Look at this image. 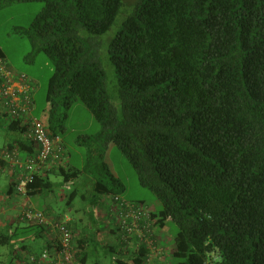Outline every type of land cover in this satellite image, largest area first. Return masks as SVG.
<instances>
[{"label":"trees","instance_id":"obj_1","mask_svg":"<svg viewBox=\"0 0 264 264\" xmlns=\"http://www.w3.org/2000/svg\"><path fill=\"white\" fill-rule=\"evenodd\" d=\"M20 1L33 0L0 6ZM39 1L44 6L26 31L33 53L47 54L55 68L35 116L61 136L80 101L102 131L85 136L80 168L70 161L38 173L27 195L52 192V172L63 177L62 186L85 174L91 189L81 197L87 211L98 213L125 189L105 160L114 145L160 202L154 230L176 226L169 264H264V0H136L130 11L126 0ZM102 51L114 72L111 84ZM0 57L10 66L1 49ZM32 99L34 110V91ZM0 128L8 133L0 149L36 154L24 120L0 112ZM78 196V189L69 194L68 207ZM68 224L86 264L78 224ZM9 228H0L6 264H31L30 239L47 235L46 227L31 221ZM124 246H108L114 264L145 263L144 245Z\"/></svg>","mask_w":264,"mask_h":264},{"label":"rangeland","instance_id":"obj_2","mask_svg":"<svg viewBox=\"0 0 264 264\" xmlns=\"http://www.w3.org/2000/svg\"><path fill=\"white\" fill-rule=\"evenodd\" d=\"M126 1L128 4L124 9L126 10L128 8V11H130L136 0ZM43 6L44 2L39 0L13 2L0 6V49L3 51L10 66L15 71L27 75L33 82L35 87L34 115H39L45 105L49 79L55 68L54 60L47 54L43 52L33 53V42L29 33L26 31L35 16L42 10ZM99 56L102 66L107 73L108 82L111 84L113 81V69L105 57L104 51ZM101 131V124L89 109L80 101L74 103L69 111L68 117L64 120V131L60 136L66 152L71 157V164L73 166L80 168L84 164L89 148V143L85 136L98 135ZM7 134V130L0 128V147L7 141ZM107 158L112 170L116 172L125 184V189L122 193L125 199L130 201H145V203L156 209L160 207V202L156 199L154 193L140 183L135 169L117 146H113L107 154ZM86 176L84 174L82 179H85ZM50 178L57 183L52 192H44L37 196H31L29 199L26 198L20 206L27 207L30 204L31 207L33 206L35 209L45 211L47 214L65 211L68 208L66 202L69 194L75 189H78L79 196L74 202V206H78L81 203L84 204L81 195L90 190L89 184H84L80 181L78 186L72 183L62 186L58 184L63 180L61 175L52 174ZM2 186H5V183H2ZM17 197L19 196L14 195L12 199H17ZM175 233L176 226L171 222L164 234V241L167 244L165 245L166 253H169V256L173 250L172 237ZM46 236L44 234L39 239L32 236L30 239V241H35L34 244H31L35 254L42 253ZM94 236L96 237V234ZM94 236H92V241L95 245L89 249L90 264H112L114 260L111 253L102 246V241L95 240ZM163 252L164 248L160 255ZM9 258L8 249H0V262L6 264Z\"/></svg>","mask_w":264,"mask_h":264},{"label":"built area","instance_id":"obj_3","mask_svg":"<svg viewBox=\"0 0 264 264\" xmlns=\"http://www.w3.org/2000/svg\"><path fill=\"white\" fill-rule=\"evenodd\" d=\"M33 82L26 75H18L0 57V112L27 124L26 136L34 142L37 152L34 156L23 155L18 147L1 148L0 160L7 162L12 177L14 195H27L28 185L38 173L48 170L51 165L59 166L68 162L65 147L60 136H52L49 129L33 115ZM155 210L150 206L126 200L121 195L112 198L111 218L122 245L137 249L144 245L148 253L144 264H156V258L163 246L155 234ZM20 221H36L46 228L52 240V250L45 249L40 255H31L29 262L35 264H82L77 257L76 231L69 226L70 218H53L44 211L33 207L19 209ZM127 246H124L126 249ZM132 246H134L132 248ZM217 259L216 256H214ZM117 259V258H116Z\"/></svg>","mask_w":264,"mask_h":264},{"label":"crops","instance_id":"obj_4","mask_svg":"<svg viewBox=\"0 0 264 264\" xmlns=\"http://www.w3.org/2000/svg\"><path fill=\"white\" fill-rule=\"evenodd\" d=\"M6 143H8V140L6 141ZM1 146H5V144H3ZM113 146L114 145H112L110 147L107 154L113 148ZM65 151H66V149H65ZM66 155H67V158L69 160L68 162H70L71 157L68 154V152H66ZM105 160L109 165L107 155H106ZM55 167H57V166L51 165V167H49L48 170L51 171ZM110 168H111V166H110ZM111 170H112V168H111ZM112 172L115 175H117L115 171L112 170ZM52 174L57 175L56 172H52L50 175H52ZM0 177H1V179H0V228L10 227L9 231L13 232L16 227H21V226L26 225V223L20 222V218L18 217L19 216L18 210L20 208H22L20 206L22 201H24L26 198L29 199L30 196L19 195V197H17V199H12V197H14V194L10 192V184H11L12 174H11V172L7 166L0 165ZM3 179H5V180L3 181ZM80 181L83 182L84 184H89V189H91V183H90L89 177H87V176L85 177V179H82L80 177L76 182H74L75 184L73 182H70V183L74 184L75 186H78ZM2 183H5V186H2ZM66 185H69V183ZM20 198H22V199L20 200ZM75 201L76 200H74V202ZM139 201H141V200H138V202ZM82 204L83 203L79 204L78 206H74V204H73V206H69L65 211L54 212V214L52 213L49 215L52 216L53 218L58 217V216H62V217L66 216V217L70 218V220H71V222H73V224H78L77 233L79 234V236L82 239H84L83 241H85L82 245L84 246V248L87 251V262H86V264H90V262H89V249L95 245L94 242L92 241V236H94L95 234H96V237L94 236V239L102 241V246L105 249H108V251L111 253L112 257L115 256L116 253L111 252L110 249L108 248V246H115L116 244L120 243L118 241L119 240L118 235L116 233V228L113 224V221L111 218V213H110V207L112 204V200L109 199L104 204V207H101L98 210L99 212L96 214H93V212L87 211V207H85V205H86L85 201H84V204L83 205ZM27 206H31V205L29 204ZM151 208L153 210H156V208H153V207H151ZM93 217L95 218L94 222H93ZM165 230L166 229H161L158 231L157 229H155V234L160 239L162 246L164 248L163 254L162 255L159 254L158 257L156 258L155 263H158V264H169L167 261L168 260L167 257H168L169 253H166L165 245H167V244L165 243L166 241H164L165 240L164 239ZM47 239L48 238H46V240L44 241V247H43L42 252L44 251V249L46 247ZM30 243L34 244L35 241L31 240ZM133 247L134 246H132V248ZM31 251H33L32 247H31ZM31 253H33V252H31ZM32 255H36V254L34 253ZM31 264H35V263L32 262ZM112 264H114V262Z\"/></svg>","mask_w":264,"mask_h":264}]
</instances>
